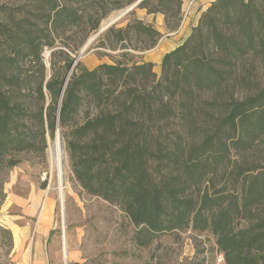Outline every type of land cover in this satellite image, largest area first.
I'll return each instance as SVG.
<instances>
[{"label":"trees","instance_id":"16d2710c","mask_svg":"<svg viewBox=\"0 0 264 264\" xmlns=\"http://www.w3.org/2000/svg\"><path fill=\"white\" fill-rule=\"evenodd\" d=\"M134 1L0 3V171L40 142L45 148L47 132L54 137L74 119L66 138L75 180L126 213L138 245L191 229L213 234L226 264H264V161L247 158L264 139V0L211 2L187 39L163 57L160 75L152 62L117 61L94 69L78 62L68 76L71 52L109 12ZM182 6L143 0L137 7L163 14L174 31ZM74 33L79 42L64 40ZM161 37L134 18L111 26L100 41L146 51ZM220 170L240 190L206 186Z\"/></svg>","mask_w":264,"mask_h":264},{"label":"rangeland","instance_id":"374dc122","mask_svg":"<svg viewBox=\"0 0 264 264\" xmlns=\"http://www.w3.org/2000/svg\"><path fill=\"white\" fill-rule=\"evenodd\" d=\"M21 1L23 0H0V3L18 7ZM124 1L127 2V0ZM136 1L109 12L100 21L99 28L113 13L130 7ZM207 3V0H183V19L180 25L181 28L183 27L181 29L183 38L187 39L191 34L192 24L198 23ZM97 14L99 12L94 15L95 18ZM162 15L149 14L146 9L136 7L112 26L124 27L134 18H138L161 30L162 37H168L173 31L167 28ZM90 25L91 22L88 20L86 27ZM99 28L89 35L83 46L71 52L74 63L67 73L68 76L78 62L81 67L88 69L92 67L94 64H91L89 60L93 57L99 65L113 64L117 61L131 65L134 62L146 61L145 53L156 47L146 51L134 49V46L130 45L112 49L100 41L103 32L83 50L85 44L96 35ZM67 36L68 34L63 36L64 40L72 44L81 40L80 33H74L71 38ZM61 40L60 38L57 43ZM142 44L141 41H133L135 46L140 47ZM51 51L46 47L43 52L47 64V77L52 73ZM161 62L154 63V71L158 75L161 74ZM60 74H65V71L62 69ZM262 81L264 82V74ZM79 120L81 121V118ZM73 125L74 119L66 127L58 128L66 156V183L63 198L57 179L49 174L48 150L50 143L57 136V130L54 137L47 132L45 148L40 142L35 149L20 154L21 162L18 165L1 169L0 184L5 199L0 203V264H14V238L9 228V218L12 216H18L19 227L29 228L22 242L18 240V263L25 249L30 250L34 246L36 250L39 246L38 249L43 251L46 264H226L223 254L217 249L216 238L209 232L198 233L190 229L180 233H167L155 239L150 245H138L135 238L136 228L126 213L118 205L99 196L88 194L75 180L66 138L70 135ZM247 158L250 161H264V139ZM232 160L234 162L239 158L234 155ZM206 186L211 187V190L213 186L215 189L228 191L240 190L239 185L233 183L228 171L224 170H220L211 182L206 183ZM12 192L26 198L27 203L18 205V208H7L6 201ZM32 197L37 199L35 205L30 202ZM46 200L50 202L48 207L45 206ZM32 205L35 206L34 209ZM259 212H264V204L259 207ZM245 225L246 222L241 223V226Z\"/></svg>","mask_w":264,"mask_h":264},{"label":"crops","instance_id":"0c3cea01","mask_svg":"<svg viewBox=\"0 0 264 264\" xmlns=\"http://www.w3.org/2000/svg\"><path fill=\"white\" fill-rule=\"evenodd\" d=\"M213 1L214 0H207L208 3L205 6V8H207L210 5V3ZM205 8L203 10H205ZM196 24L197 22L193 23L192 27H194ZM182 28L180 27L179 29L173 31L168 37H162L154 49L145 53L144 59L147 62H152V63H159L160 61H162L163 57L167 53L171 52L176 47L181 45L185 40V38H183V32L181 31ZM158 31L162 33L161 30L158 29ZM89 62L91 64H94L89 69H93L99 65V63H97L94 57L90 58ZM30 202L35 205L37 199L35 197H32V199H30ZM25 203H27L26 198H24L23 196L17 193L12 192L8 196V199L6 201V207L18 208V205L21 206ZM34 205L31 206L33 209L35 208ZM45 206L47 207L50 206V202H48V200H46ZM11 218H9L10 220L9 228L14 238V264H46V259L44 257L43 251L38 249L39 246H37L38 250L37 249L35 250L34 246L30 250L25 249L21 253L20 262L18 263V240L22 242V239L27 236V232L29 231V228L23 229L18 226V216H12Z\"/></svg>","mask_w":264,"mask_h":264},{"label":"bare ground","instance_id":"6f19581e","mask_svg":"<svg viewBox=\"0 0 264 264\" xmlns=\"http://www.w3.org/2000/svg\"><path fill=\"white\" fill-rule=\"evenodd\" d=\"M124 10L113 13L108 19L103 21V25H107L119 18ZM49 174L57 179L61 197L63 198V189L66 183V156L63 143L57 134L55 140L50 143L49 150ZM47 208V207H46Z\"/></svg>","mask_w":264,"mask_h":264},{"label":"water","instance_id":"95a60500","mask_svg":"<svg viewBox=\"0 0 264 264\" xmlns=\"http://www.w3.org/2000/svg\"><path fill=\"white\" fill-rule=\"evenodd\" d=\"M143 0H137L133 5H131L130 7L124 9V12L122 13V15L117 18L115 21L107 24V25H101L99 30L96 32V35L93 36L84 46L83 50L97 37L99 36L100 34H102L103 32H105L107 29H109L113 24H115L117 21H119L123 16H125L126 14H128L130 11H132L134 8H136ZM82 50V51H83ZM65 85V84H64ZM57 134L60 136V139L63 143V139H62V136L60 134V131L59 129H57Z\"/></svg>","mask_w":264,"mask_h":264}]
</instances>
